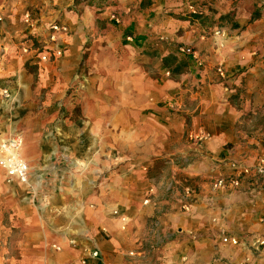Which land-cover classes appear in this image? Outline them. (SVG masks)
<instances>
[{"label":"crops","instance_id":"obj_1","mask_svg":"<svg viewBox=\"0 0 264 264\" xmlns=\"http://www.w3.org/2000/svg\"><path fill=\"white\" fill-rule=\"evenodd\" d=\"M150 1L142 8L139 0L136 11L131 0H106L103 9L125 14L123 22L137 19L141 26L154 22L160 12L171 8L179 12L177 6L186 2L188 9L189 4V0ZM69 2L0 0V78L13 72L10 61L18 58L15 50L21 43L37 41L48 50L56 48L50 40L53 22L47 23L53 17L48 13L58 15ZM194 12L208 16L202 24H194L195 31L214 22L209 28L212 36L196 40L197 52L193 49L202 68L186 62V70L176 77L165 68L175 79L169 82L177 86L186 76L191 81L187 74L173 82L192 67L209 78L214 66L226 73L225 82L204 84L195 104L175 101L174 113L154 106L153 119L123 118L116 112L109 127L112 155L84 147V139L96 132L85 133L77 126L64 133L72 141L66 144L62 163L53 147L43 161L40 154L32 156L24 138L20 155L28 165L31 189L7 182L0 168L7 185L20 186L14 188L11 214L18 258L5 260L0 252V264H80L81 260L84 264H264V187L253 191L256 182L250 178L239 189H211L215 177L238 173L264 158V0H197ZM57 36L68 43L66 34ZM33 56L26 57L31 64ZM26 66L24 70L36 76ZM8 123L0 128V144L12 136ZM19 124L21 128V120ZM102 153L108 156L104 160ZM113 210L127 217L124 230ZM223 237L237 245L223 243ZM143 241L149 245L143 248ZM145 246L154 257L146 258ZM95 251L98 257L90 258Z\"/></svg>","mask_w":264,"mask_h":264},{"label":"rangeland","instance_id":"obj_2","mask_svg":"<svg viewBox=\"0 0 264 264\" xmlns=\"http://www.w3.org/2000/svg\"><path fill=\"white\" fill-rule=\"evenodd\" d=\"M104 2L106 0H70L58 15L48 13L53 18L47 25L59 21L69 27L70 23H75L70 29L67 27V44H63L61 40L53 44H57L56 48L61 51V55L58 58L50 57L48 62L41 64L35 54L33 60H29L34 61L31 64L26 57L33 54H23L20 48H16L18 58H11L10 61L13 72L0 78V128L9 126L8 122H11L10 134L20 137L22 145L24 138H28L27 152L32 156L40 154L41 161L53 147L58 149H54L55 153H59L56 159L59 158L62 163L66 144L72 141L64 133H69L74 126L81 127V131L85 133L96 132L93 138L84 139V147L109 153L113 142L109 127L116 112L123 118L129 116L131 119H153L151 113L156 110L154 106H165L169 112L174 113L175 101L181 99L185 103L192 101L195 104L204 84L225 82L217 73L219 66H214L212 76L205 79L192 67L182 78L173 82L181 81L187 74L191 75V81H187L189 76H186L181 84L172 86L169 81L175 79L166 73L161 62V57L173 54L180 61L202 68L200 57L195 53L196 40L212 36L209 28L214 22L203 25L206 27L203 28L204 32L195 31L193 26L202 24L208 16L199 15L198 12L191 13L184 1V5L176 7L179 12L167 9L166 12H160L154 22L142 23L140 26L137 19L132 24L128 20L123 22L121 16H126L125 14L119 15L115 11L103 9L105 4L108 5ZM131 4L137 11L139 0H131ZM91 6L95 7L90 8ZM91 21L95 23L88 26ZM83 22L87 26L82 27ZM144 38L148 39L147 42L138 43ZM45 47L44 44L34 42V48L38 52L49 51ZM187 48L193 52L195 50L194 57L181 52V49ZM25 64L30 72L36 71V76L24 70ZM9 86L11 90L8 89ZM19 120L22 121L21 128ZM97 122L102 124L95 126ZM263 123L262 121L261 125ZM147 126H150V131L153 130L150 120ZM119 156L120 153L117 158H122ZM101 157L104 160L108 156L102 153ZM115 157L116 154H113V158ZM173 159L176 161L178 156ZM160 165L162 162L159 161L157 166ZM15 187L20 186L14 183L7 185L0 176V252L5 260L18 258V251L14 248L11 217ZM28 188L31 189V186ZM5 229L9 234L7 237ZM142 243L143 248L145 244L149 245V241ZM146 249V258L154 257L153 252L148 247Z\"/></svg>","mask_w":264,"mask_h":264},{"label":"built area","instance_id":"obj_3","mask_svg":"<svg viewBox=\"0 0 264 264\" xmlns=\"http://www.w3.org/2000/svg\"><path fill=\"white\" fill-rule=\"evenodd\" d=\"M197 0H189L188 10L194 12V8ZM28 19V17H27ZM49 30L53 33L50 36L52 43H56L59 39L58 34H65L66 28L59 23H53L49 26ZM217 35L219 33H216ZM23 54H36L40 63H46L49 61L50 57L58 58L61 55V51L54 48L52 50L38 52L34 45L29 43H21L19 47ZM183 54L191 55L194 57V52L192 49H181ZM217 73L222 79H226V73L220 68H217ZM21 139L18 136H11L7 141L0 144V168L4 171L7 178V182L16 181L21 185L30 187L28 181V165L26 161L20 155ZM253 179L256 182L253 187V191L256 188L264 187V158L258 160L257 164L252 167H244L238 173L234 174H223L215 177L212 180L211 189L212 190H225V189H239L245 180ZM148 197L145 199L144 204L148 202ZM112 215L120 219L122 226L121 229L124 230L126 223L128 221L125 215H121L117 210L112 211ZM223 243H229L231 245H237V241L234 239H229L228 237L222 238ZM53 248L59 250L58 247L53 245ZM90 258H97L98 253L90 252L88 255ZM82 261L81 264H84Z\"/></svg>","mask_w":264,"mask_h":264},{"label":"trees","instance_id":"obj_4","mask_svg":"<svg viewBox=\"0 0 264 264\" xmlns=\"http://www.w3.org/2000/svg\"><path fill=\"white\" fill-rule=\"evenodd\" d=\"M150 4H151L150 0H142L140 5L142 8H144L149 6ZM161 62L173 77L180 75L187 68V64L185 61H180L179 59H177V57L170 55L163 58ZM32 72L34 73V71ZM156 167L157 169H160L161 165L159 167L156 165Z\"/></svg>","mask_w":264,"mask_h":264}]
</instances>
